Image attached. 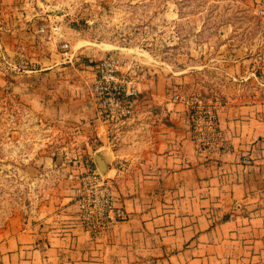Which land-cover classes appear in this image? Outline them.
<instances>
[{
    "label": "crops",
    "instance_id": "obj_1",
    "mask_svg": "<svg viewBox=\"0 0 264 264\" xmlns=\"http://www.w3.org/2000/svg\"><path fill=\"white\" fill-rule=\"evenodd\" d=\"M52 25L23 0H0V40L19 62L0 71V86L40 118L68 125V146L80 143L87 159L72 147L71 164L43 163L56 173L54 188L33 212L0 226V264H264V27L253 44L218 56L237 83L216 98L218 141L200 149L187 105L173 97L196 95L187 71L111 51L125 59L122 71L126 59L138 64L139 93L130 117L106 121L90 96L95 62L73 65L51 32L45 41L39 29ZM87 169L106 179L127 214L99 236L79 222L78 181L68 178Z\"/></svg>",
    "mask_w": 264,
    "mask_h": 264
},
{
    "label": "rangeland",
    "instance_id": "obj_2",
    "mask_svg": "<svg viewBox=\"0 0 264 264\" xmlns=\"http://www.w3.org/2000/svg\"><path fill=\"white\" fill-rule=\"evenodd\" d=\"M23 3L37 9L41 20L53 24L39 30L45 41L46 31L53 34V44L70 55L73 65L96 62L103 50L131 52L178 75L182 69L187 71L193 86L190 94L210 98L235 93L237 83L224 72L218 56L242 42L253 44L252 39L264 27V17L253 9L256 0ZM227 36L233 39L228 42ZM64 43L66 49L61 47ZM9 57L0 40L1 72L7 67L18 68L17 59ZM260 65L264 66V60ZM71 131L66 124L40 118L18 100L17 94L0 86V226L11 216L33 212L51 194L56 173L42 165L50 158L56 165L71 164L74 155L68 149H82L80 143L68 146ZM79 154L75 158L82 163L87 157L81 151Z\"/></svg>",
    "mask_w": 264,
    "mask_h": 264
},
{
    "label": "built area",
    "instance_id": "obj_3",
    "mask_svg": "<svg viewBox=\"0 0 264 264\" xmlns=\"http://www.w3.org/2000/svg\"><path fill=\"white\" fill-rule=\"evenodd\" d=\"M253 9L258 16L264 17V0H256ZM61 47L66 49L67 44ZM124 61L115 53H106L95 62L94 79L89 85L90 96L106 121L118 122L134 112L139 93L134 76L139 66L134 60L126 59L128 67L122 71L120 66ZM173 97L181 98L187 105L189 122L198 148L209 149L214 146L219 139V100L202 95L186 98L174 94ZM73 177L72 173L68 174V178L78 181L74 195L77 218L90 235L99 236L126 218L124 207L115 203L111 185L99 172L85 170Z\"/></svg>",
    "mask_w": 264,
    "mask_h": 264
},
{
    "label": "water",
    "instance_id": "obj_4",
    "mask_svg": "<svg viewBox=\"0 0 264 264\" xmlns=\"http://www.w3.org/2000/svg\"><path fill=\"white\" fill-rule=\"evenodd\" d=\"M95 162L97 164L98 170L101 174H104L105 162L100 153H95Z\"/></svg>",
    "mask_w": 264,
    "mask_h": 264
},
{
    "label": "trees",
    "instance_id": "obj_5",
    "mask_svg": "<svg viewBox=\"0 0 264 264\" xmlns=\"http://www.w3.org/2000/svg\"><path fill=\"white\" fill-rule=\"evenodd\" d=\"M52 159H54V158H52ZM87 170H91V169H87Z\"/></svg>",
    "mask_w": 264,
    "mask_h": 264
}]
</instances>
